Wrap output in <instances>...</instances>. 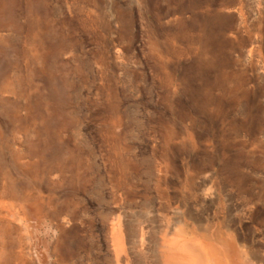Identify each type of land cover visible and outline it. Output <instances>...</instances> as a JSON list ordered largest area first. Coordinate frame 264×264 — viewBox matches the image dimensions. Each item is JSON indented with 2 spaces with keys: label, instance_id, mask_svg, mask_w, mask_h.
<instances>
[{
  "label": "rangeland",
  "instance_id": "rangeland-1",
  "mask_svg": "<svg viewBox=\"0 0 264 264\" xmlns=\"http://www.w3.org/2000/svg\"><path fill=\"white\" fill-rule=\"evenodd\" d=\"M203 184L264 195V0H0V264H111Z\"/></svg>",
  "mask_w": 264,
  "mask_h": 264
},
{
  "label": "bare ground",
  "instance_id": "bare-ground-1",
  "mask_svg": "<svg viewBox=\"0 0 264 264\" xmlns=\"http://www.w3.org/2000/svg\"><path fill=\"white\" fill-rule=\"evenodd\" d=\"M199 189L189 198L156 199L174 210L160 226L153 216L140 225L132 219L127 232L115 226L111 264H264V195L223 198L211 185ZM154 204L148 199L149 212Z\"/></svg>",
  "mask_w": 264,
  "mask_h": 264
}]
</instances>
